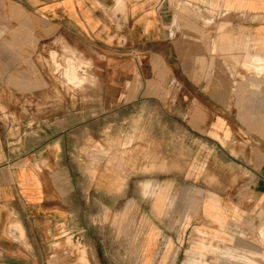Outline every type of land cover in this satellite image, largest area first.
I'll list each match as a JSON object with an SVG mask.
<instances>
[{
  "label": "crops",
  "instance_id": "crops-1",
  "mask_svg": "<svg viewBox=\"0 0 264 264\" xmlns=\"http://www.w3.org/2000/svg\"><path fill=\"white\" fill-rule=\"evenodd\" d=\"M216 37L221 53L237 43L243 58L248 37L264 51V0H0V108L8 106L5 93L13 97L11 136L0 114V264H264V159L236 178L221 162L220 172L197 181L193 157L218 155L213 149L188 152V195L162 197L161 203L172 198L187 205L179 217L173 213L172 227L158 229L152 239L142 226L135 248L128 227L107 249L86 240L95 229L80 225L83 209L70 176L80 166L70 165V156L78 155L69 151L73 126L67 114L57 116L67 101L53 99L54 42L92 45L107 59L105 91L115 96L112 106L128 102L131 92L146 99L153 92L188 93L189 103L179 104L188 115H174L173 122L195 143L198 134L209 137L212 125L229 123L223 110L228 101L216 95L227 91L216 80L223 75L202 71L200 64L212 59ZM248 58L244 65L264 61ZM197 92L212 94L191 103ZM25 103H37L44 115L22 116ZM97 118L99 123L92 116ZM96 135L94 141L99 124ZM250 152L264 157L259 149Z\"/></svg>",
  "mask_w": 264,
  "mask_h": 264
},
{
  "label": "rangeland",
  "instance_id": "rangeland-1",
  "mask_svg": "<svg viewBox=\"0 0 264 264\" xmlns=\"http://www.w3.org/2000/svg\"><path fill=\"white\" fill-rule=\"evenodd\" d=\"M206 25L215 31L213 22ZM218 40L214 38L209 49L212 59L201 60L200 64L202 71L212 68L223 75L216 80L227 91L216 95H223L228 101V108L223 110L229 123L212 125V132L208 133L211 138L199 139L198 134L195 143L194 135L189 140L188 134L183 136L177 132L180 126L173 122L174 115H188V107L179 108L184 100L185 104L189 103L188 93L153 92L146 99L140 97L142 93L131 92L128 102L112 106L115 96L109 89L105 91L107 59L92 45L54 42L53 99L67 101L57 116L61 112L67 114L68 124L73 126L69 133L72 135L69 151H77L78 155L70 156V165L79 163L80 166L79 170L73 168L70 176L78 185V204L83 209L80 225L90 229V233L95 229V236L85 237L86 240L93 239L96 245L107 249L116 238H123L119 233L128 227L133 229L135 248L136 234L142 226L148 228L152 239L158 229L172 227L173 213L179 217L178 213L187 205L174 203L172 198L165 203L161 201L163 196H184L192 191L188 185L190 150L197 149L202 154L210 149L218 150V155L193 157L198 161L194 176L197 181H204L210 171L220 172L221 162L229 165L225 170L236 178L237 171H243L253 160L264 159L248 154L254 148L264 154V107L252 106L264 104V61L243 64L250 61L245 59L250 56L264 58V51H256L248 37L243 44V58L242 50L236 53L237 43L234 46L231 43L221 53ZM211 94L191 93V103L194 96L200 102ZM4 98L8 106L1 107L0 114L5 120L6 133L11 136L13 97L5 93ZM27 105L21 108L22 116L44 115V108L37 103L32 108ZM93 115L99 116V123L98 118L92 119ZM98 124L100 135L94 141L93 131L97 136ZM198 131L205 133L200 128ZM99 228L100 236L96 231Z\"/></svg>",
  "mask_w": 264,
  "mask_h": 264
}]
</instances>
